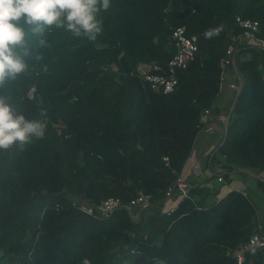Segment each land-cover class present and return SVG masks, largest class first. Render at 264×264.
Here are the masks:
<instances>
[{"label":"trees","instance_id":"trees-1","mask_svg":"<svg viewBox=\"0 0 264 264\" xmlns=\"http://www.w3.org/2000/svg\"><path fill=\"white\" fill-rule=\"evenodd\" d=\"M237 16L258 20L264 37V0H111L95 42L53 29L44 59L26 58L29 71L2 90L29 118L46 108L48 127L43 140L0 150V264H240L235 252L259 222L250 193L211 202L209 178L180 199L176 184L204 110H219L232 44L225 75L235 68L241 87L210 162L264 175V47L230 39L243 31ZM179 26L198 36L196 57L174 91L154 90L144 74L167 67ZM141 194L148 203L132 204ZM110 197L121 204L104 215L96 208ZM241 264H264L263 250L248 249Z\"/></svg>","mask_w":264,"mask_h":264},{"label":"clouds","instance_id":"clouds-1","mask_svg":"<svg viewBox=\"0 0 264 264\" xmlns=\"http://www.w3.org/2000/svg\"><path fill=\"white\" fill-rule=\"evenodd\" d=\"M111 7V0H0V150L23 147L43 140L47 131V109L41 107V118L27 117L2 90L8 81L29 71L26 58L44 59L47 37L53 29H63L77 38L95 42L103 32L101 13ZM221 28L207 29L206 39L218 36ZM29 37L35 38L34 45ZM78 264H91L87 256ZM155 264H167L157 259Z\"/></svg>","mask_w":264,"mask_h":264},{"label":"built area","instance_id":"built-area-1","mask_svg":"<svg viewBox=\"0 0 264 264\" xmlns=\"http://www.w3.org/2000/svg\"><path fill=\"white\" fill-rule=\"evenodd\" d=\"M239 26L243 29L241 34H231L230 39L233 42H237L240 38H242L245 41H251L258 46L264 47V37L260 35V24L258 20L254 19H244L240 16H237L236 18ZM173 40L175 44V54L170 59L167 67L158 73H145L144 74V80L149 84V86L154 90H162L164 93H169L174 91L177 83H178V76L177 71L178 69H184L186 68L191 61H193L196 57V53L198 51V36L196 35H189L186 32L185 26H179L174 29L173 31ZM232 44L228 49L226 53L225 61L222 65L223 71L221 74V86L226 80L225 75V69L227 66H229L231 63H235V53L236 48ZM232 86L236 89H239L241 86H238L236 84H232ZM214 113L213 106L208 107L204 110L202 117H201V123L203 127L206 126V124L210 121L211 115ZM164 159L168 162L169 158L164 157ZM223 176L219 175L218 180L223 181ZM176 184L178 186V189L180 190V199L184 197H190L189 196V189L190 184L187 183L179 174ZM170 192H167V195L170 196ZM151 195L150 194H141L137 198L132 199V204H147L150 200ZM121 204L120 199L110 197L106 200H104L100 205L97 206V210L102 213L108 215L110 212H112L115 208H117ZM84 211L87 213H92L93 208L82 204L80 206ZM176 205L171 206L168 210L169 212L175 211ZM262 249L264 252V225L261 222H258L257 228L254 232V234L251 236L249 241H247L245 244L241 245L239 249L235 252V257L237 259L238 263H243L245 260V252L248 249Z\"/></svg>","mask_w":264,"mask_h":264},{"label":"rangeland","instance_id":"rangeland-1","mask_svg":"<svg viewBox=\"0 0 264 264\" xmlns=\"http://www.w3.org/2000/svg\"><path fill=\"white\" fill-rule=\"evenodd\" d=\"M234 77L235 76L231 71L226 73V80L222 84V88L215 99V104L218 106L220 111H216L211 115L210 121L198 132L196 136L193 150L189 158L191 162L194 161V163L197 164L196 166H200L202 170H205V166L209 159V150H212L213 147L215 148L212 153L216 152L217 158H220V153L217 152V147L226 134V124H224V121L222 122V119L224 118V115L229 114L236 98L235 92L230 87V80ZM194 173L191 172V163H189L187 168L182 171V176L184 179H192ZM225 174L226 177L224 181H218V178H214V186L210 187V199L224 195L231 188L242 187L250 193L257 204L259 213H262L261 203H264V197H257L256 190L258 188L255 179L252 177L245 178L243 173H230L229 171H226Z\"/></svg>","mask_w":264,"mask_h":264},{"label":"crops","instance_id":"crops-1","mask_svg":"<svg viewBox=\"0 0 264 264\" xmlns=\"http://www.w3.org/2000/svg\"><path fill=\"white\" fill-rule=\"evenodd\" d=\"M232 73L234 74L235 77L232 78V80H230V87L235 92L236 89L232 86V84H236L237 85L238 82H239V78H238V74H237V71H236L235 68H234V71ZM231 110H232V107L230 109V112H231ZM217 111H220V109L217 110ZM230 112H229V114H230ZM229 114L228 115H224V118L222 119V122L224 121V124H226V125H227V120H228ZM214 148L215 147H213V149ZM213 149L209 150V153H208L209 159H208L207 164L205 166V170H202L200 168V166L199 167L196 166L197 164L194 163V161L191 162L190 158L186 161L182 171L187 168L189 163H191V172L192 173L195 172L194 175L192 176V179H184V177L182 176V171H181L180 175L187 183H189L190 185H193L195 183H202L203 184L206 180H209V178H210V182L208 183V185L211 187V186H214V182H213L214 178L215 177L218 178L219 175H224L226 171H229L230 173H243L245 178L246 177H252L253 179H255L256 184H257V180L258 179L264 180V175L263 174L257 173L255 171H252V170H249V169L248 170H245V169H243V170H239V169L238 170H227L226 167H224L221 163H213V164H211L210 156L212 154ZM225 177H224L223 181L225 180ZM233 189H243V188L242 187H234V188H231L229 191H231ZM225 195H226V193L224 195H222V196H217L216 198L213 197L214 199H210V197L208 199H209V201L212 202V201H215V200L223 198ZM256 195L259 198L264 197V193L259 188L256 190ZM261 207H262V213H259V211H258V213H259V222H261L264 225V203L263 204L261 203Z\"/></svg>","mask_w":264,"mask_h":264},{"label":"water","instance_id":"water-1","mask_svg":"<svg viewBox=\"0 0 264 264\" xmlns=\"http://www.w3.org/2000/svg\"><path fill=\"white\" fill-rule=\"evenodd\" d=\"M240 82H241V78H240ZM241 83H242V82H241ZM235 100H236V98H235ZM235 100H234V102H235ZM234 102H233V105H234ZM232 109H233V106H232ZM231 111H232V110H231ZM230 115H231V112H230V114H229V116H228V120H227L226 133H227V126H228V122H229ZM225 136H226V134H225ZM225 136H224V139H225Z\"/></svg>","mask_w":264,"mask_h":264}]
</instances>
